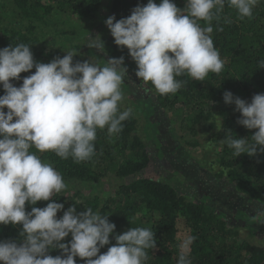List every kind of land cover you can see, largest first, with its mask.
Instances as JSON below:
<instances>
[{
  "label": "trees",
  "instance_id": "16d2710c",
  "mask_svg": "<svg viewBox=\"0 0 264 264\" xmlns=\"http://www.w3.org/2000/svg\"><path fill=\"white\" fill-rule=\"evenodd\" d=\"M173 2L181 9L186 7V0ZM147 3L148 0H0V49L28 44L34 60L41 63L63 58L67 51L75 54L74 63L91 61L101 66H107L111 58L123 56L128 69L120 86L124 99L119 110L131 108L132 114L122 122L117 134L110 136L107 127L97 129L95 155L90 160L75 162L72 157L63 159L53 151L30 149L60 173L68 189L34 206L26 202V211L55 201L65 206L57 213L58 219L72 206L77 213L91 208L108 215L116 230L100 254L116 243L115 235L142 227L151 229L157 241L155 249L147 250L145 264H178L183 243L179 233L184 230L189 237H195L188 249L191 264H264V239H253L251 231V237L242 236V228L229 225V215L223 209L235 210L230 205L232 200L247 209L255 208L254 216L245 210L236 211L243 216L241 220H250L261 227L258 231L264 232V154L235 157L233 149L222 142L226 132L217 130L224 126L238 138L250 137L257 131L238 124L241 114L234 104L224 102L223 95L231 91L250 103L255 94L264 93V68L260 63L264 61V0L253 8L251 18L243 19L226 4L219 18L211 22L210 34L224 64L222 71L210 72L204 81H195L187 74L179 76L176 79L184 81L182 88L168 95H160L150 82L145 84L136 76L137 65L129 50L115 44L105 24L108 17L126 18L136 6ZM198 23L207 26L206 21ZM89 34L102 40L104 48L88 47L85 41ZM35 71L34 67L21 73L20 80L11 82L19 87L23 78ZM4 94L0 85V96ZM157 108L167 119L166 135L161 122L155 121ZM152 148L155 162L165 161L172 168L174 180H179L185 189H193L199 175L205 174L215 180L214 187L222 189V199L216 192L194 198L167 178L144 177L153 160ZM198 150L200 156L196 157L193 152ZM188 167L197 172L194 180L180 175ZM106 185L110 190L104 198L101 192ZM88 186L96 191L85 193ZM238 218L237 225L241 221ZM21 230L22 225L0 224V241L22 243ZM71 239L69 234L63 242ZM48 254L55 257L62 255V250L50 249ZM76 264L86 261L77 256Z\"/></svg>",
  "mask_w": 264,
  "mask_h": 264
},
{
  "label": "clouds",
  "instance_id": "9594fccd",
  "mask_svg": "<svg viewBox=\"0 0 264 264\" xmlns=\"http://www.w3.org/2000/svg\"><path fill=\"white\" fill-rule=\"evenodd\" d=\"M258 3L186 0L181 9L173 0L159 4L148 0L130 16L117 20L113 15L105 24L115 44L129 50L137 65L136 76L145 84L150 82L160 95H168L182 88L184 81L176 79L179 76L204 81L210 72L222 71L224 64L210 34L211 22L219 18L225 5L243 19L253 16ZM200 20L207 26L201 27ZM88 47L101 50L104 43L91 42ZM66 53L41 63L34 60L28 44L0 49V85L5 91L0 96V224L22 225L23 238L22 243L0 241V264H76L77 256L86 264H145L147 250L157 247L151 229L132 227L117 234L116 243L100 254L116 230L108 215L91 208L77 213L72 206L58 219L57 213L65 206L55 201L26 211V202L34 206L50 201L67 187L60 173L30 149L53 151L75 162L88 161L95 155L97 129L107 127L110 136L117 134L132 114L131 108L119 110L124 99L120 86L128 71L123 56L101 66L91 61L74 63L75 54ZM260 63L264 68V61ZM34 67L36 71L24 77L19 87L11 82ZM223 100L241 114L238 124L257 131L238 138L230 129L217 127L226 132L222 142L233 149L235 157L264 154V93L255 94L249 103L225 91ZM69 234L72 239L64 243ZM194 240L189 237L180 245L178 264H191L188 249ZM50 249H60L62 255L53 257L48 254Z\"/></svg>",
  "mask_w": 264,
  "mask_h": 264
},
{
  "label": "rangeland",
  "instance_id": "374dc122",
  "mask_svg": "<svg viewBox=\"0 0 264 264\" xmlns=\"http://www.w3.org/2000/svg\"><path fill=\"white\" fill-rule=\"evenodd\" d=\"M93 39H95V41H93ZM91 42L99 43V38H97L95 34H89L86 38L85 43H86V45H88ZM137 90H138L137 93L139 94V88ZM140 94H142V93H140ZM155 110L157 113H159V115L157 116L156 120L155 119H153V120L161 122V125H162L161 129L163 130V134L166 135V132L168 130L167 119L164 118L161 110H159L158 108ZM154 149L155 148L150 149L151 158L153 160H152V163H151L149 170L144 173V177L153 178V179L167 178L168 180L173 181L174 186L177 187L180 191H182L185 195H192L194 198H200L201 195H203V194L207 195L208 193L211 194L212 192L213 193L216 192V194L219 196V198L222 199L221 193H220V191L222 189L214 187L213 184L215 183V180H210L207 177V175H205V174L199 175V179L195 180L196 183H195V186L193 189L192 188L185 189V187L182 183L181 184L178 183V182H180L179 180H174L173 175L171 173L172 168L170 166H168L165 161L161 160L160 162H155ZM199 153H200L199 150L196 152H193V154L196 155V157L200 156ZM196 174H197V172L195 171L194 168L190 169L188 167V168H185L184 173L183 174L181 173L180 175H183L184 177L188 176V179L194 180L193 177ZM88 187L89 188L84 189L85 193L92 194L93 192L96 191V188H93L91 186H88ZM65 189H68V187H66ZM109 190L110 189L107 185L105 186V188L103 187V191L101 192L102 197L105 198V195L109 192ZM223 196H226V194L223 193ZM240 204L241 203H239L235 200H232L230 202V205H233L234 207H236L235 210H232V208H230V210L227 209L226 207L223 208L224 210H226L227 215H229L227 217L229 225H231V226L236 225L238 228L241 227L242 228L241 234L244 237H251L250 236V231H251L252 234L255 235L254 237H252L253 239L258 240V241H262L264 239V232L258 231V229L261 227L258 225H253L250 222V220H246L244 218H243V220H241L243 216L238 214L236 211V209L238 211L239 210H245V212H247L249 216H254V214L256 212L255 208L249 207L247 209L246 207H242ZM237 217H239L238 220H241L238 225L235 222V218H237ZM251 226H253V227H251ZM248 229H249V231H248ZM179 238L182 242H184L185 240H187L189 238L188 232L185 230L180 231ZM263 245H264V243H263Z\"/></svg>",
  "mask_w": 264,
  "mask_h": 264
}]
</instances>
